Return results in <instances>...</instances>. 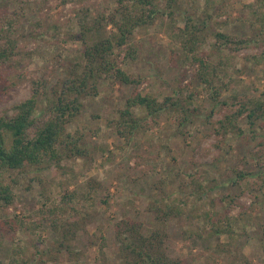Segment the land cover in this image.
Instances as JSON below:
<instances>
[{"label": "rangeland", "instance_id": "obj_1", "mask_svg": "<svg viewBox=\"0 0 264 264\" xmlns=\"http://www.w3.org/2000/svg\"><path fill=\"white\" fill-rule=\"evenodd\" d=\"M177 2L169 13L162 0L157 18L131 35L137 55L120 66L138 83L101 80L98 94L82 99L81 111L65 125L66 132L80 134L85 156L62 170L50 166L3 173L13 200L0 206V264H104V256L113 262L114 221L126 215L154 228L153 208L166 203L180 208L166 225L171 257L185 264H264V113L253 127L241 116L238 130L216 131L217 120L240 99L264 101V0ZM117 5V0H0V46L11 44L14 51L0 66L12 83L0 99V116L13 114L14 105L28 98L35 78L48 82L42 101L50 87H58L82 49V41L74 38L78 10L96 15ZM187 14L207 25L195 50L215 67L211 80L225 85L219 99L227 105H215L210 85L196 76L194 52L182 45L179 30ZM216 31L246 41L229 49L212 34ZM136 92L158 101L172 95L199 111L186 123L177 113L160 111L147 129L124 136L117 132V111ZM214 106L218 110L207 117ZM135 112L141 118L146 114ZM239 171L246 173L239 178ZM64 191L75 195L60 210ZM54 208L60 219L74 224L71 252L54 244L59 237L49 212Z\"/></svg>", "mask_w": 264, "mask_h": 264}, {"label": "trees", "instance_id": "obj_2", "mask_svg": "<svg viewBox=\"0 0 264 264\" xmlns=\"http://www.w3.org/2000/svg\"><path fill=\"white\" fill-rule=\"evenodd\" d=\"M162 0H117L118 5L109 12L90 14L88 9L78 10V35L82 41V49L75 62L67 67L63 77L57 84L50 87L44 101L41 99L47 91V80L38 77L31 81V91L28 98L14 105L15 112L9 116H0V206L9 205L13 200L12 187L3 182V173L6 171H21L25 169L43 170L50 166L61 169L66 163L74 164L78 157L86 155V150L79 144L78 131L74 134L66 132V124L79 114L83 107L85 97H95L101 80L112 79L121 84H137L120 66V63L129 58L134 60L137 53L130 43L132 33L137 27L151 24L161 13ZM169 13L178 6V0H163ZM109 26L111 28H109ZM203 21L185 15L184 28L179 30L182 45L187 53L194 52V62L197 63L196 76L203 84L210 85V97L215 105H227L226 100H220L225 85L215 86L211 80L217 75L213 65L204 60L195 48L200 41H204ZM217 40L225 42L229 49L231 44L241 45L246 39H236L219 32L212 33ZM219 42H214L218 44ZM220 44V43H219ZM12 45L0 46V66L13 58ZM124 52L119 59L120 52ZM12 83L8 82L0 72V99L6 94ZM192 99L191 93L187 95ZM241 100V99H240ZM238 101V106L217 120L218 134L227 135L238 130V118L245 116V123L249 127L255 125V120L264 113V101L245 99ZM39 104L41 107H39ZM182 103L179 99L166 95L162 101L149 93H133L126 98L124 108L119 109L117 117V132L126 136L132 135L134 130L147 129L149 120L156 117L160 111L177 113L181 123L191 122V116L199 109ZM41 108L43 115L37 116V109ZM40 109V110H41ZM135 109L144 113L143 118L136 114ZM218 109L211 108L207 117ZM149 117V118H148ZM61 161H66L61 163ZM63 164V165H61ZM72 166H70L71 168ZM69 168V170H70ZM62 170V169H61ZM63 172V171H62ZM65 174L67 171L64 172ZM246 172H238L241 178ZM238 180V179H237ZM196 188L201 190L202 185L197 183ZM195 188V189H196ZM74 191H64L60 197V210H65ZM108 196V193L106 194ZM71 209L75 207L69 206ZM155 227H147L140 222L133 221L126 215L113 223L116 248L115 260L109 261L104 256V264H185V260L171 257L167 253L165 240L167 236L166 225L171 217L180 215V208L174 203L154 207ZM51 214L54 221L51 223L59 232L56 248L59 251H72L69 236L72 234V225L66 218L60 219L56 209ZM61 221V222H60ZM225 230H227L225 228ZM216 234L222 232L214 229ZM229 232V231H228ZM264 236V225L262 226Z\"/></svg>", "mask_w": 264, "mask_h": 264}]
</instances>
